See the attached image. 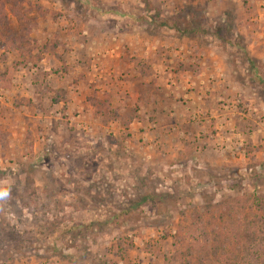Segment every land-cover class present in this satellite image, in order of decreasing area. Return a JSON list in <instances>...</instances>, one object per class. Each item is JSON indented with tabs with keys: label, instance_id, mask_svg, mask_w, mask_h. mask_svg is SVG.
I'll return each mask as SVG.
<instances>
[{
	"label": "rangeland",
	"instance_id": "374dc122",
	"mask_svg": "<svg viewBox=\"0 0 264 264\" xmlns=\"http://www.w3.org/2000/svg\"><path fill=\"white\" fill-rule=\"evenodd\" d=\"M0 264H264V0H0Z\"/></svg>",
	"mask_w": 264,
	"mask_h": 264
},
{
	"label": "clouds",
	"instance_id": "9594fccd",
	"mask_svg": "<svg viewBox=\"0 0 264 264\" xmlns=\"http://www.w3.org/2000/svg\"><path fill=\"white\" fill-rule=\"evenodd\" d=\"M0 195H6V193H0Z\"/></svg>",
	"mask_w": 264,
	"mask_h": 264
}]
</instances>
